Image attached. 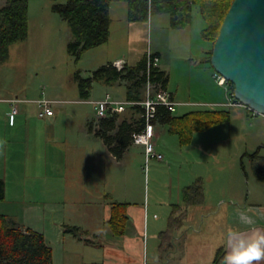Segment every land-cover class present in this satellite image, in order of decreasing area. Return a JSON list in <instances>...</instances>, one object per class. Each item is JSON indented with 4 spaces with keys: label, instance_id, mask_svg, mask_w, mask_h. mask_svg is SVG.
<instances>
[{
    "label": "rangeland",
    "instance_id": "1",
    "mask_svg": "<svg viewBox=\"0 0 264 264\" xmlns=\"http://www.w3.org/2000/svg\"><path fill=\"white\" fill-rule=\"evenodd\" d=\"M6 1L0 0V7ZM28 3V36L26 40L12 44L7 60L0 64V94L4 93L5 98L25 99L23 105L30 107L26 116L31 118V123L25 128L20 126L10 130L7 144L10 145L11 170L10 173L6 172L5 179L0 173V179L5 184V201L0 203V214L21 212L23 202L34 199L37 191L38 198L59 199L67 211L68 222L64 233L67 242L74 235L72 209L81 205L86 197L84 176L88 178V174L92 190L104 187L110 189L121 178L132 180L133 185H127L131 188V198L139 199L146 205L152 204L154 200L181 202L182 190L195 181L185 185L184 174L187 176L190 170L201 177H208L207 182L197 178L201 179L204 187V201L206 195L210 200L221 197L231 201L233 196H241L242 192L245 198L248 195L264 197V183L255 178L249 161V155L264 144V116L242 107L211 108L192 103V106L176 108L175 116L187 111L223 108L229 110L231 119L227 123L196 131L190 142L184 145L179 143L176 135L167 134L172 138H166L155 146V150L161 148L167 151H156L162 155V160H146L145 155H140L136 148L131 150L125 165L107 159L100 148L84 155L83 128L87 117L94 116V111L92 105L77 102L80 98L76 79L90 77L93 72L112 64L117 58L135 64L148 51L158 52L166 66L173 69L169 90L175 94L177 92L176 100L182 98L188 102H204L211 100L215 93L218 99L223 98L222 88L212 78V68H208V74L198 67L200 60L196 55L199 47L203 44L211 47V44L199 36L204 22L197 8H193L190 25L185 30H177L169 26L167 14H154L147 22L128 21L126 4L113 1L110 6L109 39L77 54L69 48L73 43L71 32L66 21L52 11L53 2L28 0ZM128 85V82L120 83L119 86L96 82L93 85V97H102L104 92H120L124 95ZM40 99L65 102L62 106L53 107L51 123L45 121L49 117L38 116L39 108L35 102ZM16 107L18 109L19 105ZM131 117L138 116L127 111L118 118L120 122ZM36 137L43 139L39 147L36 146L39 143ZM259 156L264 157V148H260ZM86 162H91L94 166L91 170L95 171L86 172ZM140 166L141 177L136 175V169ZM23 185L21 190L24 193H21L18 186ZM254 186L261 190L257 191ZM16 198L23 202L16 205ZM156 214L161 216L162 213L156 211ZM196 216L200 218L198 213ZM193 227L197 229L198 225ZM78 234L84 236L85 232L81 230ZM156 247L157 240L150 238L146 248L149 264H157Z\"/></svg>",
    "mask_w": 264,
    "mask_h": 264
},
{
    "label": "crops",
    "instance_id": "2",
    "mask_svg": "<svg viewBox=\"0 0 264 264\" xmlns=\"http://www.w3.org/2000/svg\"><path fill=\"white\" fill-rule=\"evenodd\" d=\"M200 28L201 25L199 26V29ZM204 28L205 23L201 30ZM199 36H201V34ZM211 47L205 44L201 45L196 55V58L200 60L198 67L200 66V68H203L208 74V68H212L210 61H208V53L210 52ZM153 54H156L159 58L158 68L161 71H164L168 77L166 90L171 94L175 102L181 104L176 108L192 106V103L199 104L201 107L208 106L214 108L222 107L220 105L227 102V93L222 87L223 98L221 99H218L217 94L213 93L214 95L211 96V100L204 102L200 100H197L196 102H188L182 98L176 100L175 95H177V92L175 94L173 91L169 90V80L173 69L166 66L160 53L153 52ZM118 61H121L123 65L127 64L128 66H134L138 63L129 64L124 58H117L112 62V65ZM207 65L208 67H205ZM212 70L214 74L215 71L213 68ZM120 83H126V80L118 81L115 85L119 86ZM125 89L126 91L124 95L120 92H104L102 97H93L92 87L89 100H79L77 102L91 105L89 102L101 100L107 94L113 99L125 101L128 100L127 88ZM208 93L211 94L212 92H205V94ZM10 100H14V98H5L4 93L0 94V173H2L1 177L4 176V179L6 178V172L9 171L10 173L11 170L9 159L10 145L7 144L10 130L12 128L16 129L20 126H24L25 128L27 124L31 123L29 122L31 118H27L26 116V113L30 111V107L25 104L23 105V101H26L25 99H18L21 101L18 103V116H14L13 120L10 119ZM126 110L132 111V113L134 111L132 107H129ZM127 111H125V113ZM122 114L124 113L118 114V117ZM111 116L112 115H108L105 118ZM53 117L54 115L45 119V121L51 123ZM91 118H93V115L87 117L86 124L83 128L84 138L82 142L86 149L84 155H89V153L92 152V149L100 148L104 150L107 159L115 164L119 162L123 165H125V160L131 155V150L135 148L140 155L144 156L143 147L138 145L134 146V144L127 148L120 159L113 156L109 152V148L104 144V141L89 131L88 122ZM123 120L131 121L130 118ZM123 120L119 122V118H117L116 125ZM154 133L155 146L158 142L165 141L166 138H172L168 137L171 135H167L172 134L169 131L167 132V126L159 123L154 125ZM35 139L39 141L36 146H41L43 139L41 137L38 139L36 137ZM262 146L259 147V150L260 148L262 149ZM158 149L165 153L167 152L161 148H156L155 151H159ZM86 163V168L84 169L86 172L91 173L92 171H95L91 170V167H94L91 162ZM140 174L141 166L136 169V175L141 177ZM187 176L184 174V177L186 178L185 185L190 184L198 177L205 179L206 182L208 180L207 176L201 177L202 175L195 173L193 170L188 171ZM84 178L87 183H84L87 193L86 197L81 201V205L73 207L74 209H72L71 226L75 230H73L74 235L71 240L66 242L64 237L65 227L68 222L67 211L65 204L59 199L38 198V191L34 196L35 198L28 201L23 202L16 198L14 202L18 204L23 202L24 207H22L21 212H18L17 216L14 217L19 221L23 228L30 229L43 235L45 244L52 251V264H149L146 250L149 239H156L158 247V234L165 229V219L168 212L171 210V206L174 204L179 205L182 201L154 200L152 204L146 205V203L139 199L136 200L131 198V188L127 185H133L132 180L129 181L127 178L126 180H123L121 178V180L115 183L110 189L104 187L99 190H92L89 174L88 178L87 176H84ZM180 178L183 179V177ZM6 180H8V178ZM23 187L24 185L22 187L18 186L19 190ZM254 187L257 191L261 190L260 187ZM20 192L24 193L23 190ZM236 193L239 194V191ZM230 200L231 201L223 200L221 197L217 200H210L206 195L205 201L202 205L191 208L188 211L184 226L174 235L173 250L165 257L160 258L156 247L157 264H223L224 256L229 250L227 247L226 236L230 228L238 229L245 235H250L256 232L264 233V197H257L254 195L252 197V195H248L245 198L242 192L241 196H233ZM112 204L127 205L125 209L127 222L125 225V232L122 235H115L106 224L111 215ZM156 211L162 213L161 216H158ZM196 213L199 214V219L197 218ZM241 213H244L247 217H251V220H246ZM3 214L11 215L12 213L5 212ZM197 222H199V224H197ZM197 225V229L193 227ZM191 229L193 232H191ZM81 230L85 232L84 236L78 234V231ZM218 251H221L222 255L221 259L216 262ZM253 264H264V259L259 262L254 261Z\"/></svg>",
    "mask_w": 264,
    "mask_h": 264
},
{
    "label": "trees",
    "instance_id": "3",
    "mask_svg": "<svg viewBox=\"0 0 264 264\" xmlns=\"http://www.w3.org/2000/svg\"><path fill=\"white\" fill-rule=\"evenodd\" d=\"M50 1L53 2L52 11L66 21L73 38V43L69 45V48L77 54H82L109 39L110 6L113 1H122L126 4L128 21L147 22L154 14H167L169 26L177 30H183L191 23L193 8H197L200 18L205 23L201 37L210 42L212 46L208 53V61H210L213 44L233 0ZM28 9V0H7L5 5L0 7V64L7 60L8 50L12 44L26 40L29 30ZM145 67L144 55L134 66L125 64L118 70L109 64L102 66L86 79L77 78L80 101L89 100L94 83L101 82L107 86H114L122 80L129 83L127 99L129 101L141 100V88L145 82ZM151 74L152 80L160 82L162 88L166 89L168 77L165 72L156 68ZM230 88L233 94L234 86L231 83ZM132 109L138 117L130 118L131 121L123 120L118 125H116L118 114L101 119L96 130H93V118L88 122L89 131L102 139L109 148V152L118 159L132 145V134L140 132L144 127V120L140 117L142 110L137 106ZM230 119L229 110L223 108L189 111L181 116H175L166 107L157 106L155 118L151 122L153 125L159 123L167 126L168 131L176 135L179 143L184 145L190 142L196 131L211 125L227 123ZM249 159L255 178L264 183V157L259 156V149L249 155ZM4 201L5 184L0 179V203ZM203 203L204 187L201 179H197L182 190V203L171 206L166 227L158 234L157 249L160 258L173 250L174 235L184 226L188 211ZM126 206V204H112L111 215L106 224L115 235H122L125 232ZM18 212H13L11 215L0 214V264H52V251L45 244L43 235L23 228L15 218ZM221 255L222 252L218 251L216 262L221 259Z\"/></svg>",
    "mask_w": 264,
    "mask_h": 264
},
{
    "label": "water",
    "instance_id": "4",
    "mask_svg": "<svg viewBox=\"0 0 264 264\" xmlns=\"http://www.w3.org/2000/svg\"><path fill=\"white\" fill-rule=\"evenodd\" d=\"M210 64L234 86V97L264 116V0H233Z\"/></svg>",
    "mask_w": 264,
    "mask_h": 264
},
{
    "label": "built area",
    "instance_id": "5",
    "mask_svg": "<svg viewBox=\"0 0 264 264\" xmlns=\"http://www.w3.org/2000/svg\"><path fill=\"white\" fill-rule=\"evenodd\" d=\"M145 82L142 86V99L138 101H120L113 99L110 95H105L101 100L89 102L93 106V130L98 128L99 121L108 115L121 114L129 107H139L142 111L140 117L144 120V127L140 132L132 134V144L143 147L146 160L154 158L162 160V155L155 151L154 141V125L151 122L155 118V111L157 106L166 107L171 113L175 112L176 107L181 105L175 102L171 94L164 88H162L160 82H154L151 78V72L153 69L158 68L159 58L154 56L153 53L148 51L145 54ZM122 62L118 61L113 64L118 70L123 66ZM213 80L222 87L227 93V102L222 107H242L249 110L241 102L235 99L234 94L230 92V83L220 74L214 72ZM20 101L18 99L10 100L11 112L10 119L13 120L14 115L17 114L18 109L16 105ZM39 107L38 116L40 118L51 117L54 115L53 107L62 106L65 104L63 101L40 99L36 101Z\"/></svg>",
    "mask_w": 264,
    "mask_h": 264
},
{
    "label": "clouds",
    "instance_id": "6",
    "mask_svg": "<svg viewBox=\"0 0 264 264\" xmlns=\"http://www.w3.org/2000/svg\"><path fill=\"white\" fill-rule=\"evenodd\" d=\"M246 220H251L241 213ZM228 252L223 264H253L264 259V233L256 232L245 235L238 229L230 228L227 232Z\"/></svg>",
    "mask_w": 264,
    "mask_h": 264
}]
</instances>
